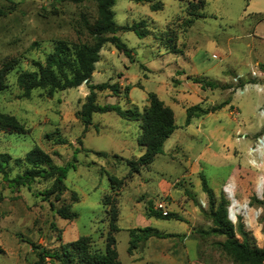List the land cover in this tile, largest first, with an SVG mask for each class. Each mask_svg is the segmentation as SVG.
Masks as SVG:
<instances>
[{
	"label": "rangeland",
	"instance_id": "374dc122",
	"mask_svg": "<svg viewBox=\"0 0 264 264\" xmlns=\"http://www.w3.org/2000/svg\"><path fill=\"white\" fill-rule=\"evenodd\" d=\"M161 1L163 8L154 11L148 3L116 0L119 25L144 20L151 34L118 32L131 58L108 42L92 77L93 84H117L120 90H96L101 105L143 111L148 94L154 92L175 112L178 127L164 152L149 166L131 172L120 157L137 159L144 152L138 143L139 121L113 110L95 112L84 132L81 113L90 93L87 83L52 97L44 89L23 97L17 82L21 71L35 70L37 62H44L56 40L91 42L82 17L94 20L97 4L0 0V68L7 61L15 64L7 75L8 87L0 92V109L16 116L26 129L0 130V153L12 155L11 177L24 169L15 158H23L35 145L57 164H69L67 190L59 200L45 196L52 179L12 187L0 173V264H32L37 259L33 243L59 247L58 235L63 241L88 235L93 248L104 251L111 218L106 198L117 205L119 230L113 234L122 264H245L223 249L225 235L210 232L211 198L203 179L216 205L224 196L228 218L236 227L242 223L249 237L264 247V147L250 152L264 136V94L255 89L256 84L264 85V0H207L205 16L190 26L186 21L193 0ZM171 37L173 42H168ZM196 77L217 86L195 82ZM241 82L246 83L239 86ZM192 105L200 108L187 123ZM59 138L67 142L59 143ZM110 175L121 178L122 184L112 187ZM159 203L162 212H176L184 220L150 217ZM63 205L77 216L62 218L56 210ZM145 226L171 235L150 237L130 252L129 231ZM237 236L242 238L239 232Z\"/></svg>",
	"mask_w": 264,
	"mask_h": 264
},
{
	"label": "trees",
	"instance_id": "16d2710c",
	"mask_svg": "<svg viewBox=\"0 0 264 264\" xmlns=\"http://www.w3.org/2000/svg\"><path fill=\"white\" fill-rule=\"evenodd\" d=\"M75 3L84 1H94L97 4V16L94 20L89 17H82V24L92 37L91 42H79L71 44L66 40L58 39L55 42L54 49L46 54L44 62H37L35 70H24L18 74L17 82L22 89L23 97H30L36 89H44L49 97L55 92L65 90L67 88L78 87L84 82L88 84L90 93L87 96V102L83 105L81 119L84 123V132L88 130L93 123V114L95 112H105L109 110L115 111L121 117L127 120L139 121L141 123V133L138 137V143L144 147V152L137 159H121L125 160L130 166L131 172H137L141 167L149 166L158 154L164 152V143L178 127L174 110L166 105L154 92L148 94L149 104L144 107L143 111L138 108L123 109L115 104L101 105L97 103L96 90H104L112 88L116 93L120 92L117 84L108 85L107 83L93 84L92 77L96 68V63L100 59V52L103 46L110 42L118 50L124 52L131 58V49L117 35L120 31L133 30L137 35L145 37L151 34L144 20H140L131 25H119L115 20V11L113 9L116 0H69ZM136 2L148 3L154 11L163 8L161 0H135ZM207 0H193L189 3V15L186 25L190 26L198 17H204V8ZM4 11L0 8V16ZM173 38H169L168 42H173ZM176 45L172 44L175 49ZM13 61H7L0 68V92L8 87L7 75L14 66ZM195 82H202L204 79L198 77L193 78ZM246 82H241L239 86H244ZM207 86H217L215 81L204 80ZM129 87H126L128 90ZM200 108L199 105H192L187 109L186 122L189 123L192 112ZM206 113L208 111H205ZM204 112V113H205ZM0 130L10 133H24V124L14 115L3 112L0 109ZM59 143H66L63 138L57 139ZM99 154H106L99 152ZM12 155L8 152L0 153V173L3 174L10 186H30L36 178L52 179L51 187L45 193V196H54L56 200L67 190L65 178L69 164L59 165L54 162L51 154L46 152L38 145L33 146L25 156L15 158V164L24 169L10 176V165ZM112 187L116 184H122V179L117 176L110 175ZM204 190L211 198V216L213 217L214 227L210 232L223 234L226 239L221 243L225 251H227L236 262L245 264H263L264 263V247L256 244L255 240L250 238L249 232L242 223L238 227L228 218L229 201L221 196L219 203L213 196L212 189L208 186L207 181L203 179ZM75 197L76 193L73 191ZM106 204H110V234L107 237V245L104 251L94 249L91 237L83 235L75 240L63 241L61 235L60 246L49 248L43 245L33 243L37 250V259L32 264H47L57 262L59 264H122L116 248V237L113 232L119 230L117 225L119 214L117 205L113 200H107ZM56 212L66 219H73L77 213L71 211L68 205L59 207ZM150 217L162 219H180L184 220L176 212L164 213L161 210L152 209L149 212ZM55 226V224H53ZM130 248L131 252L139 243L145 242L150 237H167L170 233H164L153 226H145L131 229L130 231ZM240 233L242 238L237 236Z\"/></svg>",
	"mask_w": 264,
	"mask_h": 264
},
{
	"label": "crops",
	"instance_id": "0c3cea01",
	"mask_svg": "<svg viewBox=\"0 0 264 264\" xmlns=\"http://www.w3.org/2000/svg\"><path fill=\"white\" fill-rule=\"evenodd\" d=\"M260 73H261V75L260 76H264V69L263 70H261L260 71ZM258 92H260V93H262V94H264V85H262L261 83H259V84H256V88H255ZM245 91H247V90H245ZM176 130H177V128H176ZM176 130L173 132V134L176 132ZM172 134V135H173ZM167 140V139H166ZM166 142V141H165ZM165 144V143H164ZM145 150V149H144Z\"/></svg>",
	"mask_w": 264,
	"mask_h": 264
},
{
	"label": "bare ground",
	"instance_id": "6f19581e",
	"mask_svg": "<svg viewBox=\"0 0 264 264\" xmlns=\"http://www.w3.org/2000/svg\"><path fill=\"white\" fill-rule=\"evenodd\" d=\"M258 146L256 148H250V152H255L257 150H260L261 148L264 147V136H262L261 138H259L258 140Z\"/></svg>",
	"mask_w": 264,
	"mask_h": 264
},
{
	"label": "built area",
	"instance_id": "2783aa9c",
	"mask_svg": "<svg viewBox=\"0 0 264 264\" xmlns=\"http://www.w3.org/2000/svg\"><path fill=\"white\" fill-rule=\"evenodd\" d=\"M262 113V115H264V104L262 106V109L260 111ZM155 209H158V210H163L164 209V205L162 203H159L158 205L155 206ZM166 213V212H164Z\"/></svg>",
	"mask_w": 264,
	"mask_h": 264
}]
</instances>
